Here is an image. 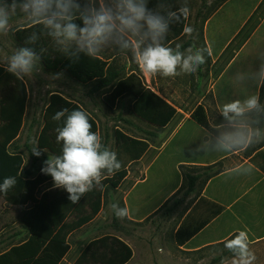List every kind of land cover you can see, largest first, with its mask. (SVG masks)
I'll use <instances>...</instances> for the list:
<instances>
[{"label":"clouds","instance_id":"clouds-1","mask_svg":"<svg viewBox=\"0 0 264 264\" xmlns=\"http://www.w3.org/2000/svg\"><path fill=\"white\" fill-rule=\"evenodd\" d=\"M151 5V6H150ZM190 16L188 0H0V35L13 29L14 19L20 31H29L25 46L17 48L6 58V71L23 82L41 65L44 49L37 50L41 37L49 38L66 58L78 62L82 56L96 58L112 49L130 54L146 77H176L195 73L206 63L209 47H188L181 50L167 43L173 24L187 21ZM195 29L183 25V33L191 36ZM237 85L264 89V50H259L252 67L237 71ZM220 119L210 126H201L199 144L192 153L239 154L264 142V103L261 92L251 91L243 98L219 106ZM63 123L56 128V141L61 145L59 155H49L41 172L51 176L53 187L66 190L71 204H78L86 193L101 185L102 178L122 167L114 151L102 143L92 131L89 115L83 110L67 108L52 117ZM31 154L42 152L33 141ZM252 163H239L225 170V175H249ZM17 183L15 177H5L0 192L7 194ZM118 218L129 215L127 207L113 203ZM224 248L231 253V264H255L248 232L226 239Z\"/></svg>","mask_w":264,"mask_h":264},{"label":"trees","instance_id":"trees-1","mask_svg":"<svg viewBox=\"0 0 264 264\" xmlns=\"http://www.w3.org/2000/svg\"><path fill=\"white\" fill-rule=\"evenodd\" d=\"M172 2L176 4L177 0H172ZM201 2L202 5L195 16L194 29L196 30V22L201 18L200 30L202 32L207 20L206 16L202 19L207 1L201 0ZM253 16L254 14L238 36H241L245 28L249 27ZM187 23L188 20L172 25L167 38L169 45L184 36L183 25ZM29 34L30 30L16 29L13 31V37L20 46H25L24 42ZM188 41L195 40L191 36ZM244 42L241 41L236 49H239ZM234 43L235 41L231 42L219 60ZM36 47L37 50L44 49L41 62L43 71L49 74H64L81 85H91L90 95L108 90L103 101L112 109L120 100L132 97L130 107L132 115L157 130L165 129L176 117L177 109L149 88L137 72L132 71L128 75L122 76L120 68L101 56L96 58L82 56L78 62H73L59 52L47 37H41ZM187 47H189V43H186L181 50H185ZM232 57L230 56L229 59ZM263 91L264 89H261L262 94ZM28 102L29 88L27 84L17 80L6 71V67L0 64V184L5 177H15L17 180L15 187L10 189L7 194L0 192V198L9 205L21 209L18 218L28 232L24 241L0 253V264H61L71 250L69 239L72 234L83 229L98 217L105 205L107 193L120 188L128 175L129 165L137 163L147 153L150 144L147 139L133 137L118 128H115L111 134L104 131L102 136L98 122L80 103L61 93L52 92L43 112L42 128L35 141L39 150L46 151L50 155H59L61 145L56 141V128L63 123V120L57 122L52 117L57 111L65 108L69 112L83 110L89 115L92 131L101 136L102 143L107 148H109L110 139H114V152L122 167L112 175L105 174L101 185L86 193L78 204H71L68 199L69 194L60 188L54 187L38 196L42 186L53 187V180L51 176L43 174L41 169L35 177L32 176L31 171L26 169L24 157L18 151L19 147L16 146L27 118ZM261 102L264 103L262 95ZM118 118L127 125L133 124L122 115H119ZM190 119L200 127L212 125L206 110L201 105L192 111ZM145 133L153 138L157 136L155 132L145 131ZM244 152V157L264 174V142ZM225 168L223 162H219L202 169L206 174L205 180L218 176ZM206 170L210 172L207 173ZM199 179L200 176L184 174V183L187 188L183 197H188L193 192ZM28 205L30 206L27 209H23ZM213 206L215 211L194 228L192 234L197 233L210 218L223 211L222 206L214 204ZM114 219L117 217L115 216ZM132 257L133 250L128 243L120 237L106 234L89 241L73 264H127Z\"/></svg>","mask_w":264,"mask_h":264},{"label":"crops","instance_id":"crops-1","mask_svg":"<svg viewBox=\"0 0 264 264\" xmlns=\"http://www.w3.org/2000/svg\"><path fill=\"white\" fill-rule=\"evenodd\" d=\"M226 7H229V12L222 15ZM251 15L252 13L249 14V7L246 2L242 3V0H229L206 20L204 25L205 41H186V43H189V47H209L211 49L210 60L208 59L205 65L200 66L196 72H200L202 67L205 69L207 67L206 64H210L208 75L211 78V85L208 92L210 91L216 95V100L209 106L217 110L222 105L221 101L217 99V95L235 94L238 93V88H242L244 93L247 92V88L237 85L233 77L237 71L252 67L251 59L247 58L245 51L255 33L239 49L233 50L231 54L233 57L231 59L228 58L216 66L214 73L213 66L220 61V56L240 31L238 30L230 40L225 41L232 34V24L237 21L238 25H241L240 29H242ZM186 43H183L181 48ZM3 66L6 67L5 65ZM195 76L198 78L199 75L196 74ZM24 82L27 84L26 80ZM199 90L200 87H195L196 92H199ZM168 102L177 109V114L162 132L156 133V139L162 143L161 146H155L149 142L150 147L147 153L137 163L129 165L128 175L118 189L120 190L122 187L124 189L122 205L129 209L128 221L139 224L154 216L156 221H153V219L150 227L156 222L157 225L154 229H156L157 234L155 236H161L159 230L164 229L168 231V246L171 247L170 249L168 248V253L170 255L173 253L179 255V261L182 264H214L220 261V254H231L224 248L223 242L233 237L234 234H238L239 230L248 232L250 248L254 253H264V174L255 168L249 175H225V170L235 164L250 163L249 159L240 156L243 152L235 155L225 153H192L190 149H195L199 144L198 139L201 127L190 119L192 112H184V109L188 105L176 103L177 101L169 98ZM29 103L30 90L27 114ZM200 105L204 109H207L205 104L199 103L197 106ZM32 123L33 119L28 126V133H30ZM132 123L129 126L133 131L147 135L145 131H141L137 127L134 121ZM25 125L26 120L24 128ZM146 132L151 131L148 130ZM128 134L135 137L130 132ZM20 139L16 142V146L19 147L18 151L24 157L26 169L31 171L32 176L35 177L42 168L38 169L35 164L39 159L31 154L32 148L28 144V137L23 142H19ZM24 150L31 159L30 162L25 158ZM167 150L168 191L162 195L160 201L149 211L143 212L144 208L154 202L164 190V188H159L152 194V192L145 190L141 186L149 181V174L153 167L160 165L161 167H165L164 161H161V159ZM41 152L44 153L46 151ZM237 157L239 158L238 163L235 162V158ZM219 162H223L226 167L225 170L218 176L205 180L206 174L202 169L211 167ZM206 172L209 173L210 171L206 170ZM184 174L200 176L193 192L188 197H183V193L187 188L184 183ZM160 178L161 176H159ZM44 186L48 187L42 190ZM44 186L41 187L38 196L44 191L54 188L49 187V185ZM0 201L4 203L3 208L5 211H7L8 207H15L9 205L2 198H0ZM213 204L222 206L223 211L217 216L210 218L207 224L197 233L192 234L194 228L199 226L200 223L215 211ZM29 206L23 209H27ZM120 238L128 243L125 238ZM132 250L133 257L127 264L131 262H134L133 264L137 263V255H141L142 253L150 259L158 256L154 249H148V251H142L141 253L136 252L134 248Z\"/></svg>","mask_w":264,"mask_h":264},{"label":"rangeland","instance_id":"rangeland-1","mask_svg":"<svg viewBox=\"0 0 264 264\" xmlns=\"http://www.w3.org/2000/svg\"><path fill=\"white\" fill-rule=\"evenodd\" d=\"M206 1L207 3L205 2L206 6L203 11L202 19L206 16L208 20L209 17H211L224 3L229 0ZM245 2L249 7V14H254L253 20H251V24L248 28H245L241 36H238L242 30L240 29L241 25H238L237 21L232 24V34L225 41L230 40L238 30L240 31L233 38V41H235L233 46L223 56V58H221V60L213 66V73L214 68L220 65L221 62L226 61L233 53V50L238 47L241 41H247L254 33L255 35L251 39L245 51L247 58L251 59L252 66L255 63V56L257 52L259 50H264V0H242V3ZM201 5V0H188L190 16L188 18L187 24L193 28L195 27L196 13L200 9ZM228 12L229 7H226L222 15L227 14ZM200 20L201 18H199V20L196 22V30L191 35L195 41H205L204 29L202 32L200 30ZM23 23L24 22L22 19H14L13 29L6 35H0V63L2 65L6 66L7 56L11 55L17 48L21 47L13 37V31L16 30V25H23ZM246 35L247 38H245ZM191 36L184 34L183 37L175 40L171 46L175 47L176 44L182 45L183 43H186V41H188ZM99 56L107 59L109 62H113L116 67L120 68L122 70V76H126L132 71L139 73L146 85L158 93L161 97L165 98L167 101L169 98L173 101H177L176 103L188 105L187 108L184 109L185 113L192 112L199 103H203L207 107L205 110L210 123L213 124L216 119H220L217 109L209 106L216 100V95L210 91L208 92V89L211 85V78L208 75L210 64H206L207 67L205 69L202 67L200 72L191 74L181 73L176 77L167 78L162 76L146 77L139 70L138 65L132 60L130 54H121L115 50L109 49L104 51ZM208 59L210 60V56L206 54V61H208ZM196 74L199 75L198 78H196ZM25 80L30 90V103L26 118V125L19 142L25 141L26 137H28V144L31 148L33 147V141H35L42 128L43 112L48 102V97L52 92L61 93L67 98L73 99L80 103L96 119L99 124V130L102 136L104 131H108L111 134L115 128H118L127 134L129 132L132 133L137 138L147 139L155 146H161L162 144L161 142H158L156 138L150 137L141 132L137 133L133 131L129 125L119 120V115H122L131 122L134 121L141 131L150 130L151 132L155 133L163 131L157 130L156 128L139 121L132 115L130 110L132 97H126L120 100L115 105V108L112 109L103 101V97L108 92V90L90 95L89 89L91 85H81L68 78L64 74L46 73L43 71L41 65L38 66V69L32 76L27 77ZM195 87H200L199 92L195 91ZM257 90L261 92V89L247 88V92L244 93L242 88H238V93L231 95L220 94L217 95V99L221 101V104H224L233 99L243 98L249 92ZM261 95L262 99H264V91L263 94L261 92ZM32 119L33 123L30 127V133H28V126L30 125ZM257 145H254L253 147ZM109 149L112 151L115 150V141L113 138H111L109 141ZM25 150L23 151L25 158L30 162L31 159L28 157V154ZM48 156L49 154L47 152H42V155L38 157L39 161L35 163L38 169L44 166L43 162L48 158ZM240 156H245V152H243ZM238 160V157L235 158L236 163H238ZM161 161H164L165 167H161V165L153 167L149 174V181L141 187L149 192H152V194L159 188H164V190L154 202L150 203L146 208H144L143 212L149 211L154 205H156V203L160 201L162 195L168 191V150L163 154ZM159 176H161L160 179ZM47 187L48 186H44L42 190H45ZM123 192L124 189L122 187L118 191H110L107 193L105 205L103 206V209L98 217L83 229L72 234L69 239L71 250L62 264H73L89 241L106 234L125 238L128 244H130V246H132V248H134L138 253H141L142 251H148V249L156 250L158 256H154L151 259L146 257L144 253L137 255V263L135 264H182L179 261V255H176L175 253L170 255V253H168V248H171L168 246V231H165L164 229L159 230L161 236H155V234H157L156 229H154L157 225L156 222L153 224V228L150 227V223L154 219V216L150 217L142 224H134L128 221L126 217H117V219H114L115 214L111 208V205L115 203L122 208V198L124 196ZM3 204L4 203L0 201V253L9 249L13 245H18L27 237V230L18 219L21 211L20 208L8 207L7 211H5ZM153 221L156 220L154 219ZM255 255L257 257L255 264H264V253H255ZM219 260L220 261L215 262L214 264H231V254L227 255L222 253L220 254ZM133 263L134 262H131L130 264Z\"/></svg>","mask_w":264,"mask_h":264}]
</instances>
